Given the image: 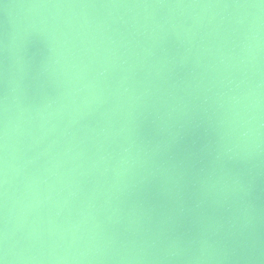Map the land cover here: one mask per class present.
Listing matches in <instances>:
<instances>
[{"label": "water", "instance_id": "95a60500", "mask_svg": "<svg viewBox=\"0 0 264 264\" xmlns=\"http://www.w3.org/2000/svg\"><path fill=\"white\" fill-rule=\"evenodd\" d=\"M0 264H264V0H0Z\"/></svg>", "mask_w": 264, "mask_h": 264}]
</instances>
